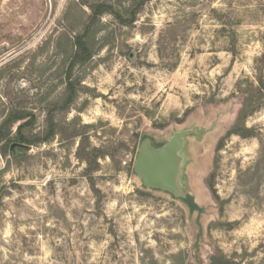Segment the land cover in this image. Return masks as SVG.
<instances>
[{"label":"rangeland","instance_id":"1","mask_svg":"<svg viewBox=\"0 0 264 264\" xmlns=\"http://www.w3.org/2000/svg\"><path fill=\"white\" fill-rule=\"evenodd\" d=\"M141 2L0 0V264H264V0Z\"/></svg>","mask_w":264,"mask_h":264},{"label":"water","instance_id":"2","mask_svg":"<svg viewBox=\"0 0 264 264\" xmlns=\"http://www.w3.org/2000/svg\"><path fill=\"white\" fill-rule=\"evenodd\" d=\"M186 133L175 135L165 146L155 149L145 141L141 144L135 171L142 177L148 187H162L179 191L177 183L178 161L175 156L183 147L182 137ZM17 144L12 146L14 149Z\"/></svg>","mask_w":264,"mask_h":264},{"label":"trees","instance_id":"3","mask_svg":"<svg viewBox=\"0 0 264 264\" xmlns=\"http://www.w3.org/2000/svg\"><path fill=\"white\" fill-rule=\"evenodd\" d=\"M148 1V0H142L141 4L139 7H142V5H144V3ZM257 107L253 106V99L251 96H247V98L244 99L243 101V107L240 111L239 114V118H238V122L237 124L228 132V135H239L242 138H250V137H254L255 136V132L254 129L252 128H246L245 126H243V123L245 121V119L249 116H251L253 113H255L257 111ZM189 203L191 206L192 210H197L199 209L198 206H196L193 202L192 199H189Z\"/></svg>","mask_w":264,"mask_h":264}]
</instances>
